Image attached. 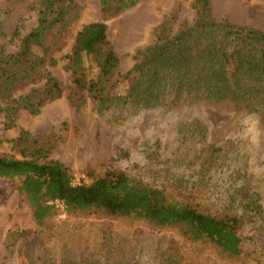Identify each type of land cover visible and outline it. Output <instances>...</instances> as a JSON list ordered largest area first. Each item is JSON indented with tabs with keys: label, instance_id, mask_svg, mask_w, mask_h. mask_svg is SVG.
Returning <instances> with one entry per match:
<instances>
[{
	"label": "rangeland",
	"instance_id": "1",
	"mask_svg": "<svg viewBox=\"0 0 264 264\" xmlns=\"http://www.w3.org/2000/svg\"><path fill=\"white\" fill-rule=\"evenodd\" d=\"M39 1L0 0V46L6 52L16 51L20 37L37 25ZM75 1L80 5L78 16L52 50L57 63L46 68L59 80L63 93L37 114L20 110L13 127L0 125V155L22 157L14 146L22 128L49 138L50 158L66 165L75 183H89L113 168L198 202L206 212L224 213L229 195L239 202L254 197L262 208L254 212L243 203L232 204L231 212L244 219L243 247L239 256L229 259L212 243L191 242L178 227L156 228L141 220L92 212L68 213L61 201L54 202L51 229L39 233L29 205L11 185L0 184V264L88 259L96 264H264V125L259 118L230 102L185 101L143 108L124 100L128 82L122 76L136 62L137 53L156 41L158 29L172 13L177 16L171 32L190 25L193 0H142L105 21L119 65L104 108L86 91L73 92L66 68L77 32L86 23L102 20L98 0ZM211 13L216 21L264 31V0H211ZM16 28L20 35L12 37ZM84 66L88 79L96 75L91 57H84ZM41 83L38 79L19 85L14 96ZM216 148L221 151H213ZM208 151L219 157L204 169ZM12 230L30 233L10 242L7 235Z\"/></svg>",
	"mask_w": 264,
	"mask_h": 264
},
{
	"label": "trees",
	"instance_id": "2",
	"mask_svg": "<svg viewBox=\"0 0 264 264\" xmlns=\"http://www.w3.org/2000/svg\"><path fill=\"white\" fill-rule=\"evenodd\" d=\"M140 1L98 0L102 20L84 24L66 55L73 92L86 91L99 108L109 104L107 91L115 86L111 80L119 65L105 21ZM192 8L195 16L190 25L171 32V23L177 16L172 13L158 29L156 41L137 53L136 62L122 76L128 82L124 100L143 108L185 101L230 102L256 115L264 125V31L225 19L214 20L211 0H193ZM79 11L75 0H40L37 25L20 37L17 50L6 52L0 46V125L4 128L15 125L20 110L37 114L46 103L62 95L61 83L46 68L57 63L52 50ZM19 35L16 28L12 37ZM87 56L97 69L90 79L84 66ZM38 79H42L41 85L14 96L17 86ZM51 145L49 138L21 128L14 146L22 157L0 155V184L11 185L29 205L37 232L51 229L50 222L56 213L54 202L61 201L68 213L92 212L133 218L156 228L178 227L191 242L212 243L226 258L234 259L242 253L240 230L244 219L231 212L232 204L239 202L231 195L226 199L228 210L217 214L203 211L198 202L113 168L89 183H75L72 171L50 158ZM215 156L208 151L202 167H211L219 157ZM192 185L199 188V184ZM247 199L239 203L254 212L260 211L262 207L254 197ZM29 233L12 230L7 239L14 242ZM52 264L96 263L88 259Z\"/></svg>",
	"mask_w": 264,
	"mask_h": 264
}]
</instances>
